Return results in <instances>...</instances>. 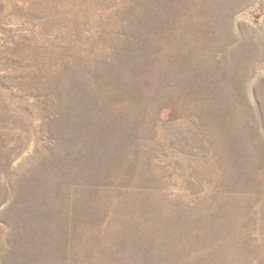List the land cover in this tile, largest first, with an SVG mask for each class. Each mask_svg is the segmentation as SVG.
Masks as SVG:
<instances>
[{
  "label": "rangeland",
  "instance_id": "374dc122",
  "mask_svg": "<svg viewBox=\"0 0 264 264\" xmlns=\"http://www.w3.org/2000/svg\"><path fill=\"white\" fill-rule=\"evenodd\" d=\"M0 264H264V0H0Z\"/></svg>",
  "mask_w": 264,
  "mask_h": 264
}]
</instances>
